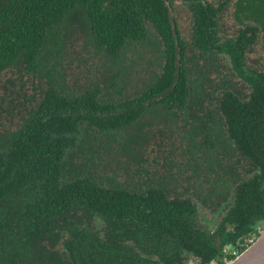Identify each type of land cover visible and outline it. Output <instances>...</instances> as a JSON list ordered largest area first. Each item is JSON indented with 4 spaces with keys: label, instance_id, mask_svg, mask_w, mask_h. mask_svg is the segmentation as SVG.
I'll use <instances>...</instances> for the list:
<instances>
[{
    "label": "trees",
    "instance_id": "obj_1",
    "mask_svg": "<svg viewBox=\"0 0 264 264\" xmlns=\"http://www.w3.org/2000/svg\"><path fill=\"white\" fill-rule=\"evenodd\" d=\"M184 2L191 9L189 18L193 24L189 48L181 35L178 13H171L170 0H0V76L18 66L27 73L39 70L43 67V54L55 59L52 53L57 52L56 28L71 12L78 10L88 25L93 43L114 60L129 44L149 39L151 30L161 49L159 55L163 63L158 75L139 97L121 102H102L97 90L64 95L61 89L57 92L59 87L47 88L38 104L30 109L23 125L9 135L10 146L0 155V261L5 262L9 256L24 258L21 255L33 248L32 242L54 233L58 221H67L64 215L59 218L60 215L76 210L98 214L116 227L124 219L126 224H132L131 218L153 222L158 232L155 235L158 260L142 259L134 264H173L180 258L182 249L193 252L205 263L217 257L212 240L196 231H178L180 238H172L175 246L167 252L165 247L169 240L165 236H170V231L176 234L174 228L168 229L169 219L191 228L185 221L187 215L171 206L182 204L170 203L159 190L144 198L128 195L121 188L105 187L103 176L98 174L104 157H93L99 150L88 148L87 155L79 152L81 166L73 161L64 163L73 160L74 154H67L63 159L66 153L80 146L79 136L84 125L98 129L111 141L115 137L119 140L121 132L139 120L144 105H185L191 92L188 80L191 70L185 62L198 66L196 58L200 56L205 73H213L218 63L214 51L220 50L228 54L234 70L250 86L251 94L247 100H241L233 93H225L216 103V111L209 113L215 116L210 120L215 127L207 129L221 140L222 146H230L255 171H260L237 189L236 203L229 216L236 230L232 242L255 232V226L264 220V68L245 71L244 51L240 53L228 45L216 46L217 30L211 23L215 16L213 11L202 10L199 0ZM263 9L264 0H254L252 15L257 16ZM258 17L264 27V16ZM188 49L191 58L187 56ZM197 72L201 74V65ZM48 73V80L57 75L53 70ZM198 100L203 110V103L207 102L203 91ZM193 127V123L183 127L186 135L201 131ZM101 140L98 143L104 150L110 143ZM66 166L67 176H63ZM13 203H17L18 208L14 209ZM151 204L153 214L149 213ZM2 232L8 236H2ZM83 232L77 229L74 233L78 237ZM27 235L36 237L26 242ZM95 250L93 245L91 251ZM85 254L89 256L88 251L82 250V259Z\"/></svg>",
    "mask_w": 264,
    "mask_h": 264
},
{
    "label": "flooded vegetation",
    "instance_id": "obj_2",
    "mask_svg": "<svg viewBox=\"0 0 264 264\" xmlns=\"http://www.w3.org/2000/svg\"><path fill=\"white\" fill-rule=\"evenodd\" d=\"M170 1L173 4L171 13L172 15L178 13L176 16L179 17L178 23L182 32L181 35L185 37L184 41L189 48L192 45L193 24L189 18L191 9L188 8L184 0ZM199 6L205 11L211 9L215 15L211 23L214 24L217 30L215 42L218 48H224L228 45L236 48L240 53L244 51L243 61L247 72L264 68V27L260 24L262 19L258 17L264 16V9L257 16H253L254 0H199ZM80 11L74 12L82 14ZM149 32V43H151L152 31ZM136 44L147 45L148 43L138 42ZM158 45L155 48L157 54L155 62L149 66L150 68L153 66L156 72L135 93L133 98L139 97L159 73L163 63L159 55L161 49ZM220 51H214L215 56L218 57V63L215 65L216 69H213L214 72H210V74L205 73L204 60L200 56L196 58L198 66L201 65L200 75L197 72L198 66L190 64V61L185 62L191 70L188 76L191 92L185 105L178 106L174 103L147 107L146 104L144 105V112L139 120L135 122L138 123L151 108L166 112L172 120H161V123L180 124L179 143L175 152L171 151L165 156L154 155L153 146L155 142L151 138L150 141L145 143V146L139 143L138 150H134L136 145L134 142V145L129 148L134 151L109 154L104 158L103 168H100L101 171L98 170L103 176L105 187L121 188L128 195H138L144 198L159 190L170 203L178 202L182 204L180 206H178L179 204L177 206L171 204V206L177 212L187 215L185 221L191 228L189 230L180 222L178 224L169 219L168 229L170 231L171 228H174L176 234L170 231V236H165L169 240L166 242L167 247H165L166 250L168 249L167 252L170 251L172 246L173 248L175 246L172 238H180L178 231H196L212 240L213 247L218 254L213 260L205 263L193 252L182 249L180 258L173 264H225L222 261L224 258L229 262L235 255L240 254L247 248L250 237H257L255 232H249L244 237L236 238L237 240L232 242V238L236 236V230L235 225L230 222L229 216L236 203L238 187L244 181L251 179L255 172L260 174V171H255L250 163H247L239 154L234 153L230 146H222L220 144L221 140L218 141L217 138H214L213 131L210 132L207 129L215 127L214 123L210 124V120H213L215 116L209 113L216 111L218 106L216 103L221 100L225 93H233L241 100H247V97L251 94L250 86L234 70L230 58L226 56L228 54L222 50ZM186 53L191 58L189 49ZM55 55L58 56L57 53ZM53 60L55 59L53 58ZM21 68L23 69L22 66ZM48 70H53L58 75L55 78L60 79L61 74L55 67ZM48 70L46 71L47 75L49 74ZM21 72L31 74L24 69ZM46 72L43 76L47 78ZM244 78H246V75H244ZM20 79L21 76L18 80L20 81ZM53 79L54 77L48 81L51 83ZM12 83L10 81L8 84L11 85ZM202 91L205 93L207 101L203 103V110L199 106L198 100ZM44 92L37 98L31 95L30 99H24V102H33L34 106L38 104ZM57 92L60 93V88L57 89ZM110 97L115 100L114 96L110 95ZM107 102L109 101L107 100ZM31 108L25 111L26 118ZM192 116L199 120L193 119ZM149 122H145L144 125ZM23 123L24 121L18 122V126L14 130L8 129L6 133L0 132V155L3 154V149L10 146L9 135L20 128ZM141 123L139 122L140 126H143ZM190 123L195 126L193 128H199L201 131H198L196 135H190V133L186 135L182 128ZM8 125L11 126V118ZM0 127L3 129L2 124H0ZM224 131L225 128L222 132L224 133ZM165 138H168L167 134L160 133L154 139H158L159 142L163 143L162 139ZM226 139L227 135L224 136V140ZM67 154H74V159L65 160ZM80 158L81 154L79 152H70L66 153L63 161L65 160L64 163L73 161L81 166ZM67 171L68 167L66 166L63 176H67ZM61 180L66 181V179ZM149 213H154L152 204L149 207ZM63 215L67 221H64V223L58 221V227L54 233L46 236L42 235L41 239L32 242L33 248L27 254L21 255L24 258L14 259L9 256V259L5 262L1 260L0 264H12L14 260L18 261V264H134L137 263V260L142 259L158 260L157 243L155 242V235L158 232L153 222H143L131 218L133 219L132 224H126V219H124L116 227L111 226L100 215H92L86 210L64 212L59 218ZM77 229L84 230L78 237L74 233ZM1 235L8 236L6 232H2ZM33 237L36 236L27 235L26 242L28 238L32 240ZM72 241H80V243L77 244ZM93 245L96 247L95 252L91 251ZM82 250L89 252V256L85 254V259L81 258Z\"/></svg>",
    "mask_w": 264,
    "mask_h": 264
},
{
    "label": "rangeland",
    "instance_id": "obj_3",
    "mask_svg": "<svg viewBox=\"0 0 264 264\" xmlns=\"http://www.w3.org/2000/svg\"><path fill=\"white\" fill-rule=\"evenodd\" d=\"M69 15L56 28L57 49L55 50L57 52L55 53L58 55L55 57L56 61L49 55L43 54L44 58H41L43 67L39 70L26 74L22 73L23 69L18 66L0 76V124L3 125V129L0 127L1 133L8 132V129L14 130L18 122L26 119L25 111L33 107V102H24V99H30L31 95L37 98L50 85L59 87L64 95H81L86 90H97L100 101L117 102L133 98L156 72L153 66L149 67L155 62L157 56L155 38H150L151 43L149 39L143 42L148 43L147 45L129 44L120 57L114 60L93 43L88 25L84 23V17L74 11ZM53 67L60 72L61 77L60 79L54 77L50 83L43 74ZM10 81L13 82L11 85L8 84ZM110 95L114 96L115 100H112ZM10 118L11 126L8 125ZM161 120H172V118L166 112L151 108L139 121L143 126H140L139 122L134 123L128 127L127 131L121 132L119 140L115 137L113 141L106 135H102L98 129L84 125L79 136L80 146L73 151L87 155L86 151L90 148L92 151L99 150L93 157L106 158L111 153L138 150L139 143L145 146V143L153 138L154 155L165 156L171 151L175 152L178 147L180 124L161 123ZM145 122L149 123L144 125ZM182 130L185 131L184 128ZM160 133L168 136L162 139L163 143L154 139ZM101 139L105 140L106 144L110 143L104 146V150L98 143ZM134 142L136 143L134 150L129 149ZM94 162H97V159H94ZM98 174L101 175V172L98 171ZM13 204L14 209L18 208L17 203Z\"/></svg>",
    "mask_w": 264,
    "mask_h": 264
},
{
    "label": "water",
    "instance_id": "obj_4",
    "mask_svg": "<svg viewBox=\"0 0 264 264\" xmlns=\"http://www.w3.org/2000/svg\"><path fill=\"white\" fill-rule=\"evenodd\" d=\"M228 264H264V232Z\"/></svg>",
    "mask_w": 264,
    "mask_h": 264
},
{
    "label": "built area",
    "instance_id": "obj_5",
    "mask_svg": "<svg viewBox=\"0 0 264 264\" xmlns=\"http://www.w3.org/2000/svg\"><path fill=\"white\" fill-rule=\"evenodd\" d=\"M254 231H255V233L257 234V237L260 235V234H262L263 232H264V220H262L261 222H259L256 226H255V228H254ZM257 237L255 238V237H250V239L248 240V243H247V247H248V245H251V244H253L254 242H255V240L257 239ZM239 255V254H238ZM238 255H235V257H237ZM234 257V258H235ZM233 258V259H234ZM225 264H228L229 262H227V259L226 258H224L223 260H222Z\"/></svg>",
    "mask_w": 264,
    "mask_h": 264
}]
</instances>
